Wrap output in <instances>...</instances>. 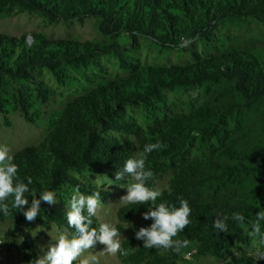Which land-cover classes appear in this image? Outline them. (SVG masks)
<instances>
[{"label":"rangeland","instance_id":"374dc122","mask_svg":"<svg viewBox=\"0 0 264 264\" xmlns=\"http://www.w3.org/2000/svg\"><path fill=\"white\" fill-rule=\"evenodd\" d=\"M63 1L71 2L0 0V66L7 65L10 69L8 74L0 72V147L10 150L18 173L34 170L30 164L50 167L49 148L70 151L78 145L79 135L66 127V111L90 91L115 83L126 93L152 95L147 103L122 105V111L112 120L107 119L105 126L92 119L85 122L94 127L104 145L92 153L88 165L74 170L62 168L65 180L57 185L52 181V186L25 193L29 206L34 194L39 199L44 191L55 193L57 203L41 201L40 213L34 221H27L19 209L11 208L14 198L9 197L7 203L12 215L5 217L0 211V264H34L61 232H74L67 224L66 213L77 187L85 196L100 193L102 206L91 217L90 227L98 231L103 223L114 225L121 233L123 246L151 206L149 202L142 209L140 204L119 202L127 194V188L120 184L127 185L133 180L128 176L115 181V173L128 158L138 156L146 144L159 141L167 146L153 150L146 159V169L154 173L148 186L161 189L163 195L176 187L181 177L176 179V175L186 164L215 158L224 146L214 138L201 143L200 137H196L199 139L185 143L184 147L164 141L167 119L173 116L187 114L200 106L234 104L236 107L224 119L228 130L242 128L240 143L253 140L264 147L261 143L264 99L244 98L233 89V81L220 79L202 85L150 90L152 73L158 69L184 67L229 51H235L245 60L246 55L253 57L264 71V22L227 15L220 10L227 3L238 4L239 0H197L195 5L189 0H164L170 9L163 19L164 29L155 30V34L166 36L161 39L149 32L151 29L139 31L130 22L134 13L136 18L146 17L140 7L146 0H112L110 7L106 0L101 5L106 10L102 14L85 8L82 0L79 5L70 3L68 15L53 19L50 10L60 9ZM50 52L57 53V57L45 61V55ZM238 135V132L230 134L228 139L234 136L237 139ZM225 145H229L227 141ZM25 150L35 155H26ZM239 185L246 194L250 191L248 197L252 198L251 179ZM204 196L208 198L209 194ZM255 219L256 215L238 225L237 238L236 230L232 229L218 254L209 250L199 252V243L193 241L172 264H226L243 257L257 260L253 238L248 235ZM104 248L105 245L97 242L73 264H80L85 258H91V264H125L123 259L133 256L138 245L135 242L129 246V255L123 258L119 253L116 256L104 253ZM169 255V250L160 251L156 256L158 264H166L163 260L170 259ZM147 261L143 259L138 264ZM260 261L264 264V259Z\"/></svg>","mask_w":264,"mask_h":264},{"label":"trees","instance_id":"16d2710c","mask_svg":"<svg viewBox=\"0 0 264 264\" xmlns=\"http://www.w3.org/2000/svg\"><path fill=\"white\" fill-rule=\"evenodd\" d=\"M81 1L61 2L60 9L50 10L52 18L56 19L68 15L69 9L67 7L70 3L78 2L77 5H79ZM105 1L85 0L83 3L85 8L91 9L93 13L102 14L106 11L101 6ZM110 1L112 0H107L109 7ZM196 1L189 0L193 5ZM140 7L145 11L146 17L144 19L136 18L134 13L130 18L132 26L139 31L142 28L146 31L151 29L149 32L151 31L156 37L166 38L164 34L160 36L155 34V30L164 29L163 19L168 14L169 5L164 0H146ZM111 8L113 9V7ZM220 10H224L227 15L253 17L264 22V0H239L238 4L227 3ZM115 21L119 22V19L116 18ZM56 55L57 53L52 54L50 52L45 55L44 60L53 61L57 57ZM246 57L248 59L245 60L235 51H229L215 57L198 60L196 63L184 67L170 66L158 69L152 73L151 84L153 86L150 87V90L156 88L170 90L178 85H202L223 79L224 81H233V89L246 99H264V71L260 69V64L253 57L248 55ZM0 72L1 74H8L10 69L7 65L3 68L0 66ZM151 95L139 96L136 93H126L122 86L111 83L105 88L92 90L82 96L73 102V106H69L66 111V127L79 135L80 142L78 145L70 151L65 148H49L52 157L50 159L51 166L30 164L34 170H22L18 173L19 179L27 184V178L31 177L32 183L28 187L29 190L36 192L52 186V181H55L57 185L59 181L65 180L61 172L62 168L74 170L88 165L89 162L91 163L92 153H96L98 147L104 145L102 144L103 140L95 133L94 127L85 123L87 120L92 119V121L100 122L102 126H105L107 119L112 120L117 113L122 111V105L138 103L137 101L147 103ZM234 107H236L234 104L215 107L200 106L187 114L173 116L167 119L166 134L162 137L164 141L176 143L179 147L199 139L196 137H200L201 143L214 138L220 140L224 145L218 154L214 155L215 158L206 162L198 161L194 164H186L176 175V179L181 176L175 185L177 188L173 187L171 192L164 193L157 199V204L167 201L176 207L180 206V197L188 201L191 208L190 223L174 239H187L190 244L193 241L198 242V249L201 253L209 250L218 254L232 229L236 230L235 238L239 237L237 235L239 223L231 219L234 212L243 214L246 220L259 211H264V147L259 146V142L253 140L251 142L242 140L240 143V137L243 138L242 128L233 132L228 130L227 122L224 119ZM238 124L240 126V123ZM237 132L239 133L237 139L235 136L228 139L230 134H237ZM226 141L229 144L227 146L225 145ZM24 153L35 155L33 151L26 152L25 150ZM245 179H251L252 198L248 197L250 191L249 194H246L245 188L243 189L239 185ZM206 193L209 194L208 198L204 196ZM141 208L144 209L145 206L143 205ZM138 212L142 213L140 210ZM138 212L137 214H139ZM218 214L229 217L227 221L228 232H218L214 228L213 223ZM152 223L151 219L145 220L142 217L131 230L122 248L127 249L129 246L135 245V242L138 248L133 256L124 258L123 263L138 264L143 259H149L145 264H158L159 260L156 256L164 249L144 248V241L135 237L136 231H139L141 227H150ZM261 232L264 234V223H262ZM169 251L171 255L168 258L170 257V259L163 260L166 264H172L179 256L173 250L169 249ZM226 264L262 263L260 260L243 257Z\"/></svg>","mask_w":264,"mask_h":264},{"label":"clouds","instance_id":"9594fccd","mask_svg":"<svg viewBox=\"0 0 264 264\" xmlns=\"http://www.w3.org/2000/svg\"><path fill=\"white\" fill-rule=\"evenodd\" d=\"M166 147L159 141L146 144L143 152L136 157L128 158L123 168L116 171L115 181H121L128 176L133 180L127 185L120 184V187L127 188V194L120 197L119 202L121 204L145 205L151 202L148 211L143 213V219H151L153 223L150 227H141L139 231H136V239L144 241V248L171 249L179 254L183 248H187L190 244L187 239H174L190 223L191 208L189 203L180 197L179 207L167 201L157 204V199L162 196V190L148 186V182L153 179L154 173L146 169L147 154L153 150ZM13 160L14 157L10 154V150L6 146L0 147V211L5 217L12 215L7 201L9 197H13L11 208L19 209L26 220L32 222L40 213L41 201L52 205L57 203L55 193L44 191L39 195V199L34 194L29 206V200L25 197V193L29 192L28 185L32 183V179L28 177L27 184L21 181L17 175L18 166ZM25 206H27L26 210ZM101 206L99 192L85 196L77 187L71 196L69 209L66 213L67 224L69 228L74 229V232H61L55 243H50L47 252L42 257H38L34 264H73L85 251L93 248L97 242L105 245L103 252L110 256H116L118 253L122 256L129 255V251L122 248L121 233L114 225L103 223L98 231L90 227L92 224L91 217L97 214ZM231 219L243 225L245 216L239 212H234ZM228 220V216L218 214L213 226L218 232H228ZM262 221H264V211H259L252 223L251 231L248 232V235L253 238L257 260L264 259ZM80 264H91V258L82 259Z\"/></svg>","mask_w":264,"mask_h":264}]
</instances>
